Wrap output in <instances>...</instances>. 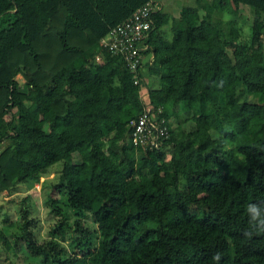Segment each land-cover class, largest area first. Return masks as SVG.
Instances as JSON below:
<instances>
[{
  "label": "trees",
  "instance_id": "trees-1",
  "mask_svg": "<svg viewBox=\"0 0 264 264\" xmlns=\"http://www.w3.org/2000/svg\"><path fill=\"white\" fill-rule=\"evenodd\" d=\"M147 1L0 0V195L62 161L65 196L48 195L45 236L28 208L18 233L0 226V264L20 248L41 264H264V0H196L171 38L154 1L142 85L99 42ZM241 5L247 38L221 17ZM146 105L169 138L136 149Z\"/></svg>",
  "mask_w": 264,
  "mask_h": 264
},
{
  "label": "rangeland",
  "instance_id": "rangeland-1",
  "mask_svg": "<svg viewBox=\"0 0 264 264\" xmlns=\"http://www.w3.org/2000/svg\"><path fill=\"white\" fill-rule=\"evenodd\" d=\"M161 6L162 10L167 12L170 16L169 23L164 26L166 29V36L171 38L170 24L171 19L177 17L182 7L187 5H194L196 0H155ZM210 1V0H208ZM217 14V13H216ZM253 14V9L246 5H241L237 15L227 13L222 15L223 22H229L230 25H235L242 30L243 37L247 38L250 34V16ZM218 15V14H217ZM19 81H22L20 75L17 76ZM147 85L152 82V78H145ZM146 91V88H145ZM144 93V91H143ZM259 99V96L256 97ZM187 116L185 111H180L179 117L175 115L170 116L169 121L176 124L175 121H180L185 129L190 127V122L184 120ZM62 166V161H58L50 166V168L39 178L38 181H24L19 184L15 191L3 192L0 195V226L5 228L6 232L10 234L18 233L20 231L19 221L20 212L22 209L28 208V216L32 218L31 225L33 228H38L39 234L46 235L48 225L58 218V215L50 214L49 206L46 204V199L51 193L53 197L65 199L61 191L54 189V185L58 182V172ZM60 205L62 203L59 201ZM7 218V219H6ZM91 222L90 219L87 220ZM67 244H69L67 242ZM23 247V246H22ZM24 248V247H23ZM21 250L12 249L7 254L11 257L15 264H28L29 262L41 264L43 257L32 255ZM4 253L0 251V258L4 257Z\"/></svg>",
  "mask_w": 264,
  "mask_h": 264
},
{
  "label": "built area",
  "instance_id": "built-area-1",
  "mask_svg": "<svg viewBox=\"0 0 264 264\" xmlns=\"http://www.w3.org/2000/svg\"><path fill=\"white\" fill-rule=\"evenodd\" d=\"M156 7L153 0L140 5L99 42L101 48L112 55L119 56L125 62L129 71L133 73L135 84H142L145 81L141 72L145 63H151L153 58L152 49L146 43V39L152 22L151 13ZM101 60L100 55L95 56V61ZM128 125L131 128L129 140L136 149H153L169 138L165 118L161 117L159 121H156L151 105H146L139 115L129 119Z\"/></svg>",
  "mask_w": 264,
  "mask_h": 264
},
{
  "label": "crops",
  "instance_id": "crops-1",
  "mask_svg": "<svg viewBox=\"0 0 264 264\" xmlns=\"http://www.w3.org/2000/svg\"><path fill=\"white\" fill-rule=\"evenodd\" d=\"M153 1H155V0H153ZM156 3H157V1H155ZM157 4H159V3H157ZM159 6V5H158ZM147 76V75H146ZM146 76H144V78H148V76L146 77ZM149 78H152L151 76H149Z\"/></svg>",
  "mask_w": 264,
  "mask_h": 264
}]
</instances>
